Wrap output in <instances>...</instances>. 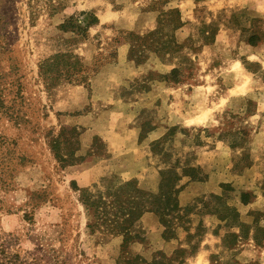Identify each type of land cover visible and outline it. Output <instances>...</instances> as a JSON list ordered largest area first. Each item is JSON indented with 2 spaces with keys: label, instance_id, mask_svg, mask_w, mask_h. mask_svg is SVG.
Masks as SVG:
<instances>
[{
  "label": "rangeland",
  "instance_id": "rangeland-1",
  "mask_svg": "<svg viewBox=\"0 0 264 264\" xmlns=\"http://www.w3.org/2000/svg\"><path fill=\"white\" fill-rule=\"evenodd\" d=\"M175 9L183 22L177 29L168 16ZM89 15L97 23L84 36L58 28L70 16L84 27ZM212 22L217 38L202 44ZM155 29L160 40H171V52L143 46L140 53L128 33ZM67 52L84 63L85 82L52 69L42 74L46 59ZM62 128L59 153L72 149L83 161L62 166L54 155L51 140ZM202 150L208 155H200ZM201 156L203 167L197 163ZM189 166H198L194 181L202 182L216 181L214 171L228 166L240 176L238 185L224 183L221 196L209 190L186 205L177 197L176 210L152 207L122 232L89 219L80 200L82 189L110 199L117 188L124 207L132 181L151 195L168 192L172 176L160 186L162 172L181 174ZM254 189L262 202L264 0H0L4 259L264 264V204L248 210L239 205L242 192ZM226 206L235 208L238 219L218 218ZM146 213L158 226L144 222ZM232 231L240 237L223 236Z\"/></svg>",
  "mask_w": 264,
  "mask_h": 264
},
{
  "label": "trees",
  "instance_id": "trees-1",
  "mask_svg": "<svg viewBox=\"0 0 264 264\" xmlns=\"http://www.w3.org/2000/svg\"><path fill=\"white\" fill-rule=\"evenodd\" d=\"M88 15L86 12H80L78 16L81 15ZM178 15V10H170L168 13V16H170V20L175 19L176 21V26L175 29L181 27L183 25V22L179 18H175V15ZM84 22L81 19H78V17H73L70 16L66 18L62 23L58 25V28L62 30L63 32L66 31H76L78 33H81L80 35L84 36V33L86 32V29L92 25L97 23V18L93 15H89V21L85 24L84 27L80 26V23ZM206 28L209 29V31L205 32L206 34H203L204 41L202 44H210L211 42L214 41L215 34L218 31V27L212 23L207 24ZM128 36L135 42V46L140 49L141 53V48L143 46L150 48L151 46H154V51L158 50L160 52L165 50L168 52V50L171 52V40L170 39H165V40H160L161 36L159 35V31L157 29L144 34V35H139L135 34L133 32H129ZM252 43V42H248ZM255 44V43H252ZM158 47H160L158 49ZM176 50V49H172ZM183 60V58H182ZM184 60H187L189 64H191V60L189 58H184ZM42 66H44V70L42 74L52 71L55 72L57 76H62L66 79H72V81L75 82H85L86 81V76L84 75L83 71L85 72L86 67L84 63H81L78 60V57L71 54V53H57L50 58L46 59L43 63ZM179 68H173L168 75H176V73L179 71ZM167 76V75H165ZM74 77H79L74 79ZM78 79V80H77ZM63 130L59 132L57 137L53 138L51 140V150H53L54 155L58 159V161L61 163L62 166L66 165H72L74 162H81L83 161V156H76L74 154V151L70 149L67 153L65 154H60L58 149H59V144H60V139H61V134L63 133ZM71 132L75 130V128H69ZM64 142L65 139H64ZM198 169V166H189L187 170H183L181 174L173 173L172 171H163L162 176H161V183L160 186L163 185V182L165 179L167 180L169 178V175L171 174V186L169 187L168 192L167 191H161L159 194L156 195H151L145 191L139 190L138 188L135 187V183L132 181V186L129 190L128 193H125V199H124V207L120 204L119 197L117 196V188L115 189V193L113 194L112 198L110 199H103L101 196L94 197L89 190L87 189H82L80 191V200L82 204L85 206L88 218L90 219V216L96 217L101 220L103 224H107L106 226L109 227L110 231L114 232H122L128 230L132 224H134L139 217L145 213V212H153V208H163L166 209L165 211H170V210H176L178 208V201H177V194L180 189V187L177 186V182L180 180L181 176H188L191 180H194L196 177L195 173L196 170ZM188 170L190 172H188ZM164 173L166 175L164 176ZM198 179V178H197ZM127 184V183H125ZM112 195V194H111ZM110 195V196H111ZM173 195V196H172ZM245 195L250 196V198L246 199ZM218 197V196H216ZM254 198V195L250 192H242L241 196V202L242 203H247L250 200ZM99 204H101L102 208H99ZM104 206H108V210H111L112 215L108 217V210ZM225 214L221 217H218L220 220L222 218H226L227 214L232 216V220H235V217L237 218L238 214L235 208L231 206H226L223 210ZM92 213V214H90ZM107 213V214H106ZM229 217V216H228ZM238 219V218H237ZM236 219V221H238ZM237 227L241 228L243 227L242 222H237ZM88 227L90 229L93 228L92 223H88ZM125 235V233H124ZM241 234L239 232H228L224 237L231 236L233 239L240 237ZM3 247L0 244V264H14L15 262L8 259H4L5 257L3 254ZM163 255V254H161ZM2 260H5V263H3ZM130 264H146L144 260H139L137 257H134L130 260ZM150 264H164L162 259H158L156 261H152Z\"/></svg>",
  "mask_w": 264,
  "mask_h": 264
},
{
  "label": "crops",
  "instance_id": "crops-1",
  "mask_svg": "<svg viewBox=\"0 0 264 264\" xmlns=\"http://www.w3.org/2000/svg\"><path fill=\"white\" fill-rule=\"evenodd\" d=\"M216 38H217V35H216ZM221 144L222 146H220L219 149L223 151L224 143L221 142ZM202 151L203 152H201L200 155H208L207 154L208 152H206L205 150H202ZM202 157L203 156H201L197 162L200 167H203L204 165H206V161ZM213 175L216 177V181L215 179L214 180L209 179V181H205V182L198 181L197 179L194 181V180H191L189 177H184L183 180H180V184L178 185L180 189L178 191L177 197L179 200H184L182 201V204L186 205L187 203L192 201L195 197L202 195L204 192L209 191V190L213 192L216 196L218 195L221 196L222 195L221 194L222 184L233 182V184L238 185L237 182H238V179L240 178L238 174L236 175L230 172L228 169V166H227L226 172L223 171L222 168H218L214 171ZM243 191H246V190H243ZM252 194L254 195V198L247 203H242L241 200H239V205L242 208L246 210L254 209V206H256V209L262 208V205L264 204V198L262 197V202H261L258 199L259 197H257L256 195L255 189L253 190ZM142 219L144 220V222H147L151 227H156L155 225L158 222L156 217L152 213L144 214L142 216Z\"/></svg>",
  "mask_w": 264,
  "mask_h": 264
}]
</instances>
